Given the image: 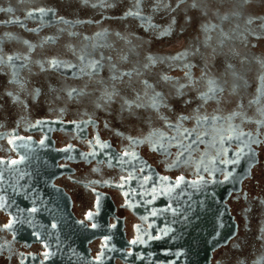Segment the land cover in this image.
<instances>
[{"label":"flooded vegetation","instance_id":"af4514ba","mask_svg":"<svg viewBox=\"0 0 264 264\" xmlns=\"http://www.w3.org/2000/svg\"><path fill=\"white\" fill-rule=\"evenodd\" d=\"M153 2L143 0L142 11L160 27L146 30L137 19L124 16L136 0H0V59L19 57L0 63V264H204L198 239L214 229V200L207 199L203 206V190L224 193L233 222V234L211 251L207 264H255L264 257V116L258 111L264 108V95L258 103H249L264 83V65L254 58L264 57V39L245 33L256 45L250 47L231 31L238 24L239 32L245 27L259 30L261 21L246 26L244 17L248 12L264 15V2L253 0L240 17L231 14L241 11L236 0L213 2L206 14L202 0H183L179 8L176 0H161L155 12ZM164 3L175 10L164 8ZM38 8L45 13L35 11ZM216 10L229 18L221 21ZM185 15L190 23L184 22ZM172 17L176 24L160 35ZM205 23L220 27L204 33L200 25ZM221 28L234 37L223 45L218 43ZM185 51L191 54L169 59ZM82 53L85 63L101 62L98 75L78 74ZM125 53L127 59L121 60ZM148 55L157 57V63L144 69ZM51 56L74 67L41 72L35 61ZM110 63L119 71H135L131 78L112 81ZM188 63L194 78L207 63L205 70L225 87L230 102L222 103L218 113L211 101L200 109L225 118L217 123L220 132H214L209 121L200 129L205 142L190 154L175 141L167 145V153L153 151L147 141L133 145L129 136L141 139L151 128L175 133L151 109L121 112L122 98L134 100L137 92L143 94L142 80L166 95L173 92L174 84L186 82L188 69L183 65ZM13 71L24 81V90L9 83ZM165 75L172 80H162ZM234 82L237 90L229 95ZM113 85L118 94L105 101L101 94ZM35 88L40 89L38 95L33 94ZM72 88L83 91L69 97ZM185 91L195 98V90ZM7 92L19 99L13 101ZM237 102L242 107L237 108ZM198 103L194 99L187 114ZM233 111L248 119L228 121ZM193 123L184 126L191 129ZM229 123L238 128L227 153L219 152V145L206 148L210 139L227 135ZM125 149L129 155H122ZM178 150L183 157L176 165ZM15 166L21 171L14 172ZM177 177L183 178L179 185ZM9 219L13 223L5 229ZM67 222L69 226H59Z\"/></svg>","mask_w":264,"mask_h":264},{"label":"snow or ice","instance_id":"6c2138e0","mask_svg":"<svg viewBox=\"0 0 264 264\" xmlns=\"http://www.w3.org/2000/svg\"><path fill=\"white\" fill-rule=\"evenodd\" d=\"M223 3L224 0H202V8L201 11L203 13H207V10L211 3ZM253 0H236L237 6L241 9V11H233L231 14L236 17H240L243 14V10L245 9V6L251 5ZM264 2V0H262ZM142 3L143 0H136V4L134 8L128 9L125 13V17H133L137 19L142 26L145 27L146 30L148 29H157L160 26L152 23V16L145 15L142 11ZM183 3V0H176V8H179L180 4ZM111 6V5H108ZM161 6V0H154V2L150 5L152 12L158 11L159 7ZM164 8H168L169 11H174L175 9L171 8L169 4L164 3ZM192 7H197L195 3H193ZM3 11H11V9H3ZM35 11L40 12L41 14L45 13L44 8H38ZM48 11H51L49 9ZM31 14V13H29ZM215 14L218 16V18L221 21H225L229 18V14L226 12L223 15H220L218 10H216ZM62 19V18H60ZM255 21H261V23L257 26L259 30L256 28H249L245 27L243 32L237 31L240 28V25H236L235 28H233L231 31L236 33L237 36L242 38L245 41V44L250 47H255L256 45L252 44L250 40H248L247 36H245V33H247L249 36L253 37L255 40L264 39V15H254L251 12H248L247 15L244 17V24L246 26L253 25ZM176 17H172L170 23L163 28V30L159 33L160 35H165L168 32L172 30V26L176 24ZM185 23H190L191 18L185 15L184 17ZM67 23V21H65ZM220 25L218 24H201L200 28L204 33H208L213 29L219 28ZM70 35H74L73 33H70ZM97 35H101L100 33H97ZM118 37L121 39H124L126 43H131V41L128 40L126 36H120V33H116ZM221 39L218 40V43L220 45H223L225 40L232 39L234 37L230 36L228 32H225L222 28L220 29L219 33ZM207 35L205 36V43H207L208 39ZM52 39V38H47ZM85 39H88V37H85ZM26 44H28V41H25ZM96 45L94 44L93 47ZM136 46L134 45L130 51L134 50ZM33 46L29 45V52L32 51ZM198 51V50H197ZM215 52V49H213ZM188 51H185L184 53L178 54L177 57H169V59L175 60V59H183L185 56L190 55ZM19 59V57H14L12 55H8L6 59H0V63H7L11 62L13 59ZM254 58L257 60L258 63H261L264 65V57H256ZM111 60V57L108 58ZM121 60L127 59V54H123L120 56ZM146 63L143 64L144 69H148L150 66L157 63V57H154L152 55H148L146 58ZM24 60L28 61L29 57L27 55L24 56ZM79 60L81 61V66L79 68L80 75H88L89 77H92L93 75H98L99 70L103 67L101 62L96 59H88L85 63V55L82 53L79 56ZM35 63L38 65L41 72L58 69L61 67L64 68H73L74 65L68 63L67 61L59 59L57 56H51V57H45L44 59H38L35 61ZM13 68H15V65H11ZM20 67H24V65H20ZM184 68L188 69L184 75L186 78L185 83H177L173 85L174 91L170 92L169 94H165L161 91H156L152 84H150L147 80H142L141 83L144 85V92L143 94L137 92L136 97L134 100H128L126 98L123 99V105L121 106V112L127 110L129 111L130 115L132 113L133 107L136 109L139 108H148L154 111L157 114V118L161 121H163L164 127L170 129L175 135H167L164 131H162L159 128H151L150 131L141 139H138L136 137L129 136L128 139L130 142L135 145L139 143H144L145 141L148 142L150 147L153 151H163L164 153H167V145L171 144L173 141L176 142L178 149H183L184 152H189L190 150L198 145L199 143L205 142L202 138L206 135L204 131H201L200 129L204 128V126L211 121L210 127L213 128L214 132L219 133L220 129L217 127V123L225 118L221 117L218 114L214 115H207L205 113H201L200 109L204 107L207 103L215 102L217 105L216 112L218 113L219 107L222 103H229L230 101L227 100L224 97L225 87L221 82H218V79L212 75H210L205 69L207 68V63L205 64V67L201 69V74L199 78H194L192 74V67L193 65L188 63L183 65ZM229 68H231V65H228ZM109 70L112 73L110 76V79L112 81H120L124 76H128L131 78L133 70H129L127 72L125 71H119L117 69L116 64H109ZM137 75H140V72L136 73ZM232 76L234 78H238L237 74L235 72L232 73ZM18 73L16 71L12 72V78L9 81V83H16L19 85L21 90H24L25 84L23 80L17 79ZM162 80L164 81H170L172 80L169 76H162ZM264 80V78H262ZM201 81H203V90H199L201 87ZM191 88L192 90L196 91L195 98L188 96L185 89ZM151 90V91H149ZM237 90V84L234 82L231 85V89L229 91V95H232ZM83 90H80V92H77L76 89H68L67 95L69 97H72V95L75 93L76 95H80ZM40 92L39 88H35L33 90L34 95H38ZM118 94L117 89L115 88V85L112 86L111 90H109L107 87H105L104 91L101 94V98L105 101H110L114 96ZM6 95L10 96L13 101H17L19 99L18 96L13 95L12 92H7ZM261 95H264V83H262L261 86H258L257 88V96L249 101L250 104L252 103H258L259 98ZM195 100H198L199 103L195 108H192L190 111V114L188 113L189 106L194 102ZM97 107H100L99 104L96 105ZM237 108L242 107V104L240 102H237ZM166 110L165 111H162ZM260 111L261 115L264 116V108L258 109ZM236 116H240L243 119H248V117H245L242 112L233 111L229 114V116L226 118L228 121H231ZM186 121H193V127L191 129L184 126V123ZM257 124L262 123V121L257 120ZM237 128L238 126H233L231 123L228 125L227 135H220L219 139L212 138L206 143V148H215L217 145H219V152L227 153V143L237 137ZM239 136H243V132L238 133ZM187 140L188 143L185 144L184 141ZM107 146L106 144L104 145ZM240 149H237V152H239ZM218 152V155H219ZM207 153H202V156L206 155ZM122 155H129L128 151L125 149V151L122 153ZM183 157V152L179 151L177 152V156L174 159L173 163L176 165H179L181 162V158ZM187 163V161H184ZM223 162V161H222ZM15 163V161L11 162ZM207 170V169H206ZM211 174V173H209ZM225 180L228 179V176L225 175ZM162 179H167L166 177H163ZM182 177H177V185H179L182 182ZM195 184V181L191 182ZM28 211L34 212L35 209H29ZM13 221L9 219V222L5 224L3 227L5 229L10 228ZM53 227H55V224H53ZM95 227V225H93ZM264 239V237H260ZM104 240H107L108 237H104ZM103 247V245H102ZM97 259L99 260V255L97 256ZM261 260H264V257L259 258L255 264H260ZM237 264H243L242 260L237 261Z\"/></svg>","mask_w":264,"mask_h":264},{"label":"water","instance_id":"95a60500","mask_svg":"<svg viewBox=\"0 0 264 264\" xmlns=\"http://www.w3.org/2000/svg\"><path fill=\"white\" fill-rule=\"evenodd\" d=\"M14 172L17 173L20 170V166L12 167ZM203 206H205L207 199L214 200V211H213V231H208L206 234H203L201 239L202 246V257L204 264H207V260L209 259V255L211 251L219 248L220 246L226 244L227 240L233 234V222L232 217L230 215L228 207L225 205V197L224 193L219 190L217 192H212L210 190H203ZM209 217V214L207 215ZM70 224L63 223L59 226L67 227ZM44 227V226H42ZM208 258V259H207Z\"/></svg>","mask_w":264,"mask_h":264}]
</instances>
